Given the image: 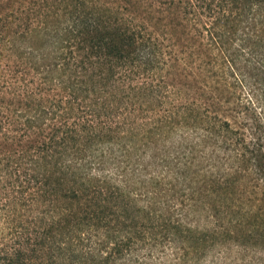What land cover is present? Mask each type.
I'll return each instance as SVG.
<instances>
[{
  "label": "trees",
  "instance_id": "1",
  "mask_svg": "<svg viewBox=\"0 0 264 264\" xmlns=\"http://www.w3.org/2000/svg\"><path fill=\"white\" fill-rule=\"evenodd\" d=\"M33 36L0 67V264H202L231 244L264 191V0H41L6 40Z\"/></svg>",
  "mask_w": 264,
  "mask_h": 264
},
{
  "label": "rangeland",
  "instance_id": "2",
  "mask_svg": "<svg viewBox=\"0 0 264 264\" xmlns=\"http://www.w3.org/2000/svg\"><path fill=\"white\" fill-rule=\"evenodd\" d=\"M38 25H41V0H0V29H2L1 34H4L3 45L0 46L1 68L8 67L18 71L24 67L26 61L19 58L17 52L27 45L38 47L41 43L40 37L33 36L29 42L15 40L13 44L7 42L6 39L8 37L14 38L24 30L29 31L31 26L39 27ZM9 47L11 51L8 50ZM37 59L39 60V55H37ZM31 63V60H28V64ZM30 73L29 76L36 75L35 72L34 74ZM249 199L252 203L251 206L247 207L249 218L243 219V223L240 221L235 223L234 234H232L234 235L233 242H230L231 244H219L213 250H208L202 264H264V220L263 223H260L256 218L257 213L264 214L263 189L261 191L255 190L249 195ZM195 223H198L199 227H205L211 225L212 222L210 217L203 214L195 218L193 224ZM1 225H5V223H0ZM223 225L226 226L229 223H223ZM242 226L248 228V234H250L248 240H245L246 238L243 236ZM0 237L2 236L0 235Z\"/></svg>",
  "mask_w": 264,
  "mask_h": 264
}]
</instances>
